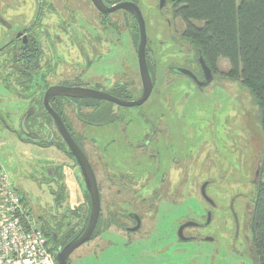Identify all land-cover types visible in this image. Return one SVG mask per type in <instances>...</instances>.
<instances>
[{
	"label": "flooded vegetation",
	"instance_id": "obj_1",
	"mask_svg": "<svg viewBox=\"0 0 264 264\" xmlns=\"http://www.w3.org/2000/svg\"><path fill=\"white\" fill-rule=\"evenodd\" d=\"M32 1L36 8L33 22L15 32L7 24L13 34L0 46V85L7 95L4 97L13 96L15 101L8 105L14 101L23 103L26 109L18 116L7 105V116L0 113V122L24 143L56 154L46 159L48 181L56 187V213L36 218L57 259V254L86 230L92 200L74 149L45 106L46 94L56 87L101 91L131 100V86L123 79L127 69H115L116 48L121 39H126L133 44L138 58L140 31L138 19L126 9L105 14L93 0ZM103 2L107 7L132 3L142 12L140 0ZM157 6L161 15L167 9L169 14L164 20L170 38H174L178 18L173 0H158ZM180 38L187 39L184 32ZM148 57L147 45V60ZM195 63L196 70L191 71L202 82L205 74L199 56ZM170 68L182 75L175 67ZM150 72L155 75L152 68ZM213 74L215 79L216 71ZM117 75L122 79H117ZM190 80L198 92L212 85L200 89ZM49 105L75 146L87 157L98 186L97 165L105 161L98 156L107 154L113 165V177L108 183L111 192L115 186L118 191L104 203L105 209L101 196L99 221L88 241L97 242L100 247L106 241L108 257L103 260L104 251L97 252V264H258L252 228L258 190L264 181V148L258 151L246 142L230 152H210L206 156L209 167L201 168L196 167L193 154L186 152L188 156H182L174 145L173 128L178 126L174 116L173 125L163 117L155 124L147 115L132 121L134 118L117 113L113 107L116 104L94 98L55 95ZM30 112L33 113L29 115ZM7 120L17 121V128L9 126ZM29 123L33 127L28 128ZM153 144H157L154 149ZM126 151H130L128 158L116 162L120 160L116 155ZM148 158L155 162L159 180L152 194L140 195L147 185L133 174H141L135 172L141 167L138 161ZM180 170L186 176L175 179ZM236 181L245 192L237 188ZM138 184L140 189L135 190ZM70 186L83 193L84 206L70 207ZM181 186L184 190L189 187L183 201L187 203L186 210L179 209ZM228 186L235 189L228 193ZM101 190L99 186L100 195ZM123 193L124 200L119 202ZM227 194L232 195L229 201ZM69 218L74 222L67 224ZM106 233L110 235L105 240Z\"/></svg>",
	"mask_w": 264,
	"mask_h": 264
},
{
	"label": "rangeland",
	"instance_id": "obj_2",
	"mask_svg": "<svg viewBox=\"0 0 264 264\" xmlns=\"http://www.w3.org/2000/svg\"><path fill=\"white\" fill-rule=\"evenodd\" d=\"M157 3L158 0H140L149 40L148 58L155 72V89L149 101L142 107L123 108L113 105L117 113L134 118L132 121H139L140 115H147L155 124L163 117L165 122L173 125L172 117H176L175 121L178 126L174 125L175 129L173 128L176 137L174 145L180 149L182 156H188L186 152L193 154L192 158L197 164L196 167H209L206 156H209L210 152L214 154L224 149L230 152L233 148L236 149L242 145L241 143L247 142L260 151L264 148V129L260 120L259 108L250 90L240 81L227 76L230 71L228 61L218 62L215 79L210 87H205L203 92L196 91L191 78L188 79L184 75L171 71L170 67L196 70L195 61L198 49L191 40L180 38L185 28L180 19L175 22L177 35L174 34L175 37L170 38L169 27L164 20L169 13L166 9L161 15ZM35 9L32 0H0V46L3 40L7 41L13 34L7 24L14 27L13 32L21 27H27L35 18ZM47 14V19H49V13ZM114 65L116 70L125 71L127 69V75L123 79L131 86V100L138 99L142 94L138 58L136 49L128 40L121 39L119 47L116 48ZM116 72L123 75L121 72ZM118 78L120 80L122 76L117 75ZM5 93L6 91L2 90L0 85V113L3 117L7 116L5 106L10 101H15L13 96L5 98L4 96H7ZM14 101L7 108L19 116L26 106ZM7 121L9 126L17 128V121L13 123ZM27 127H33L32 123L27 124ZM152 146L154 149L157 144ZM153 149L150 150L151 153ZM129 153L130 151H126L116 155V158H120L116 162H123L124 158H128ZM53 155L56 154L52 151H45L24 143L17 133L10 132L5 124L0 122V165L15 192L25 199L36 217L38 215L46 218L56 213L53 196V190L56 187L49 183V176L46 172L49 164L46 159ZM98 157L105 159V161H99L97 165L99 167L96 169L99 186L102 189L104 208V203L110 200L111 196H116L114 194L118 188L115 186L113 192L110 191L108 181L113 177V165L109 163V156L103 153ZM138 162L141 167L138 166L135 172H141V174L133 175L141 178V183L147 185L140 195L152 194L157 186L155 183L158 179L157 166L150 158ZM131 172H134V169ZM185 174L186 172L180 170L174 178L182 179L186 176ZM236 183L237 188L245 192L244 186L237 181ZM138 186L140 185L138 184L135 190L140 189ZM188 188L186 187L185 190L182 186L179 188L181 195L179 209H187V203L183 201L187 199ZM233 189L235 188L228 186V193ZM68 191L73 196L70 199L71 208L85 205L83 193L80 190H75L73 186H70ZM124 195L125 193L121 194L119 202L124 200ZM127 195L133 197V194ZM227 195L229 201L232 195ZM69 222L74 221L69 218L66 223ZM109 235L110 233H106L104 239H108ZM105 245L106 241H103L102 247L97 242H88L71 255L70 264H97L95 254L102 250L104 252L101 259L106 260L109 250ZM52 248L51 246L54 253Z\"/></svg>",
	"mask_w": 264,
	"mask_h": 264
},
{
	"label": "trees",
	"instance_id": "obj_3",
	"mask_svg": "<svg viewBox=\"0 0 264 264\" xmlns=\"http://www.w3.org/2000/svg\"><path fill=\"white\" fill-rule=\"evenodd\" d=\"M173 3L175 17L184 23V36L196 45L197 55L202 53L213 73L220 60L228 61L227 76L250 90L264 129V0ZM148 64L151 69L149 58ZM152 77L155 83L154 74ZM252 231L258 264H264V181L258 190Z\"/></svg>",
	"mask_w": 264,
	"mask_h": 264
},
{
	"label": "water",
	"instance_id": "obj_4",
	"mask_svg": "<svg viewBox=\"0 0 264 264\" xmlns=\"http://www.w3.org/2000/svg\"><path fill=\"white\" fill-rule=\"evenodd\" d=\"M93 2L96 8L100 12H103L105 14L113 13L120 9H126L132 12L138 19L139 31H140L138 60H139L140 75H141V79L143 83V91H142L141 96L136 100L121 99L114 95L101 92V91H89V90H83V89L77 90V89L56 88V87L50 89L46 94L45 106L51 112V114H53L64 137L73 147L74 155L83 172V175L86 181V187H87V190L90 192L91 200H92L90 219H89V224L86 230L84 231V233H82L81 235H78L71 242H69L63 248V250L57 254L58 264H70L69 260H70L71 255L76 250H78L82 245H84L85 243L91 240L94 234V231L97 227L100 213H101V195H100L96 175L87 157L83 154V152L79 148H77V146H75V143L71 140L69 134L66 132L62 120L57 115V113L51 109L49 105L50 98L55 95L70 96V97H76V98H94V99H100V100L111 102L123 108H136V107H142L144 104H146L151 98L153 91L155 89V83L151 75L148 60H147V45H148L149 40H148V35H147V30H146V23H145L143 14L138 8V6L132 3H122L116 6H113V7H107L104 4L103 0H93ZM199 63L205 74V80L202 82L199 81L197 76L189 69L181 68V67L179 68L175 67L174 69L177 70L180 74L191 78L195 83L199 85V88L202 89L208 86L210 83H212V81L214 80V74H213L212 68L207 64L201 52L199 53ZM32 113L33 112H30L29 115H31Z\"/></svg>",
	"mask_w": 264,
	"mask_h": 264
},
{
	"label": "built area",
	"instance_id": "obj_5",
	"mask_svg": "<svg viewBox=\"0 0 264 264\" xmlns=\"http://www.w3.org/2000/svg\"><path fill=\"white\" fill-rule=\"evenodd\" d=\"M0 264H57L47 236L0 165Z\"/></svg>",
	"mask_w": 264,
	"mask_h": 264
}]
</instances>
